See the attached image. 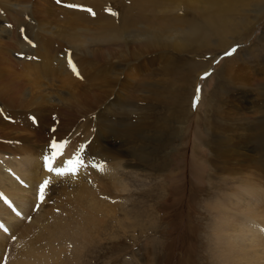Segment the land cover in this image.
<instances>
[{
	"label": "rangeland",
	"instance_id": "374dc122",
	"mask_svg": "<svg viewBox=\"0 0 264 264\" xmlns=\"http://www.w3.org/2000/svg\"><path fill=\"white\" fill-rule=\"evenodd\" d=\"M30 1L18 3L19 15L13 19L0 0V18L12 25L18 24L24 35L22 39L27 42L32 33H38L42 28L39 18L30 12L33 6V1ZM51 1L52 10H58L55 13L57 20H82L88 25L98 24L97 29L101 30L99 34L110 33L118 47L114 48V59L125 61L117 64V73L114 71L119 78L118 85L114 88H108L105 83H110L111 73L103 81L102 77L95 79V76L87 75L85 67L94 58L88 59L80 72L77 63V73L80 75L69 67L73 77L66 80L63 92L69 94L73 86L75 89L72 92H92L95 97H83V102L70 108L75 118L77 117V122L68 134H63L56 112L51 114V121L46 128H41L40 122L38 126H34L41 132V137L43 135V145L39 148L42 150L45 146L43 159L48 155L47 152L63 157L67 147L76 151V156L71 160L82 161L85 172L81 174V179L85 187L98 196L104 194L99 200L104 205L103 211L91 213L89 195L85 189L80 191L81 181L76 178H73L75 181L72 179L76 183L68 180L65 188L69 191H66L63 188L65 175L58 176L46 168L42 173H48L52 180L45 177L35 189L37 191L33 192L32 197L35 198L32 199L37 205L33 206L31 213L35 211L37 214V210L41 208L42 215V211L51 209L52 215L69 219L72 217L71 222L74 224H79L77 217L86 213L89 214L88 219H104L80 223L88 226L92 233V244L88 245L78 264H223L214 254L217 241L214 225L219 215L211 211L209 205H214L244 181L232 178L230 173L225 174L227 160L224 156L230 152L236 153L233 143L241 136L244 139L246 137L244 146L248 145L246 148L250 151L249 157L252 155L254 161L243 168L244 175L252 177L264 189V0H250L242 10L230 13L227 17L232 22L227 29L232 32H228L223 38L213 33L209 22L202 17L204 30L211 38L206 37L207 47H196V51L190 50V53H180L173 49L151 52L141 51L139 45L134 44L135 51L130 54L128 45L121 40L122 36L129 37L127 31L134 32L137 37L149 27L155 31L163 27H186L197 22L198 19L187 14L184 9L189 0ZM70 4L73 6H69ZM179 6L182 8L178 9ZM57 40L59 42L54 43L53 47L56 49L63 45L62 51L65 53L66 65L69 66L67 54L75 59V47L61 43L62 38ZM212 40L213 43L209 44ZM233 41L235 42L230 46L229 43ZM139 54L142 55L136 57ZM104 62L105 59L95 62L90 71L95 74L102 66L99 72L101 76ZM144 70L147 72H143ZM137 73L141 77L134 81L133 87L126 89V86H121L125 75ZM55 83L52 85L54 89L61 86L58 81ZM98 97L104 100L101 105L95 104ZM140 99L144 101L141 102ZM112 101L113 104L117 102L119 107L107 118L111 122L97 119L100 113H110L108 104ZM136 104L138 107L150 105L154 111L151 113L152 118L165 125L151 134L149 131L141 133L130 130L128 127L132 125V118L133 121L136 119V115L130 116V111L139 112L134 110ZM87 109L92 111L88 113L90 110ZM8 111L0 103V116L12 123V116H6ZM31 116L37 119L34 114ZM29 118L28 116L25 118L27 121L22 122L31 123ZM18 125L21 126L20 123ZM98 126L103 130L104 139L97 136ZM50 128L55 130L51 131ZM78 132L80 134L76 137ZM254 135L256 139L253 140ZM65 137H72L73 140L65 142L62 154H52L51 142L57 144L60 142L58 139ZM106 137L111 143H115L118 137L121 141L130 140L135 144L131 145L134 148L131 151L133 154L124 159L115 171L117 177L122 179L115 189L111 184L106 189L96 188L101 181L108 184L107 177L113 174V169L105 160L112 148L106 144ZM85 138L92 139L82 150L76 145L86 140ZM47 139H50L49 147L46 146ZM2 143L22 144L18 140L10 142L8 139H4ZM45 181L48 183L45 184ZM21 185H24L22 181ZM81 198L79 204L82 206H78L76 201ZM41 215L25 217L23 223L29 225ZM5 233H8V229ZM14 237L11 242H16L17 237ZM9 259L11 260V256L4 257L2 264H7Z\"/></svg>",
	"mask_w": 264,
	"mask_h": 264
},
{
	"label": "bare ground",
	"instance_id": "6f19581e",
	"mask_svg": "<svg viewBox=\"0 0 264 264\" xmlns=\"http://www.w3.org/2000/svg\"><path fill=\"white\" fill-rule=\"evenodd\" d=\"M1 1L4 9L13 19H16L19 15L18 3L25 2V0ZM31 1L33 6L30 8V12L35 13L39 18L42 28L38 33H32L29 42L23 40L24 35L18 24L12 25L7 21H2L0 18V103L9 109V117L12 116V123L7 122L4 117L0 116V264L4 263L3 258H8V256H11V260L9 259L10 261L7 264H78L82 261L81 257L92 241V233L89 231L88 226L80 223L86 220L93 222V219L98 220L99 218L94 217L91 220V218H87L89 214L83 213L82 217H77L80 223L74 224V222H71L73 220L72 217L69 219L68 217L61 218L57 215H52L51 209L45 212L42 211V215L41 208L37 210V214L35 211L31 213L33 206L37 205L36 201L34 202V199H32L35 198L32 197L34 196L33 192L37 191L35 189L42 184L45 177L49 178L48 173H42L48 168V160L46 158L51 160L53 169L67 168L68 162L73 156H76V151L67 147L63 157L53 156L47 152L48 156L43 159L42 154H44L45 146L44 149L39 150L43 145L41 143L43 135L41 137V132L35 129L33 123L22 121H27L25 118H28V113L34 114L37 118V124L40 122V127L44 129L47 127L48 122L51 121V114L56 112L59 122H61L63 134H68L69 130L77 122V117L75 118L70 108L73 105L75 106L76 103L83 102L84 98L88 99L94 96L91 94L92 92H72L73 86H71L72 89L69 90V94L63 92V86L67 84L66 80L70 76L73 77V73L70 71L69 66L66 65L65 53L62 51L63 45L57 46L56 49L53 47L54 43L59 42L58 38H62L61 43H66L69 45L68 47H75L74 57L78 63L79 72L84 69L88 59L92 60L94 58V61L89 62L85 67L87 75H93L95 79L102 77L101 81H103L111 73L110 83L105 82L108 88H114L118 85L119 78L114 74V71L117 73V64L125 60L114 59L113 54L116 51L114 48H118L115 44L116 42L112 39L110 33L106 35L99 34L101 30L97 29L98 24L88 25L83 23L82 20L71 19L61 22L55 17V13L58 10H52L51 0ZM249 2L250 0H189L184 9L187 10V14L190 13L195 16L198 19L197 22L191 23L186 27H163L155 31L150 30L148 26V30L141 32L137 37L134 32L128 33L127 31L126 34L129 37L126 36L125 38L122 36L121 40L128 45L129 54L135 51L134 44L139 45L138 47L141 51L153 52L161 49H173L180 53H190L191 51H196V47L208 46L206 37H209L201 22L202 17L211 25L210 30L223 38L228 32H232L227 29L232 19H228L227 16L230 13L242 10V7H245ZM180 8L182 6L178 7V9ZM222 29L226 30L222 31ZM113 34L119 37L117 32L113 31ZM234 42H230L229 45L232 46ZM212 43L213 40L209 44ZM141 55L139 54L136 57ZM21 57L24 59H18ZM103 59H105V66L102 68L101 76H99V72L102 66L99 67L100 70L98 72L96 71L97 73L93 74L90 71L93 67L92 64ZM14 60L17 61L14 62ZM19 66H22V68H19ZM143 72L147 71L144 70ZM137 75L138 73L125 75L121 86H126V89L133 87L134 81L136 79L139 80L141 77V75ZM55 81L61 84L59 88L57 86L56 89L52 87V85L56 84ZM49 84H51L50 87L45 86ZM51 100H53V103ZM56 101L58 103H55ZM103 102L104 100L101 97L95 100V104L101 105ZM243 102L245 103V101ZM116 103L113 104V101L109 103L110 113H108V110L107 114L100 113L97 119L111 122L107 118L116 112L119 107ZM134 110L139 112L130 111V116L136 115L135 121L132 118L133 123L131 122L132 125L128 127L130 130L134 129L133 131L141 133L149 131L151 134L158 127L165 125L164 123L160 124L156 119L154 120V117L152 118V112L154 111L150 105L138 107L136 104ZM242 129L245 131L244 128ZM97 136L99 139H104L105 137L103 130L99 126ZM2 139H8L10 142L11 140L13 142L18 140L22 144L2 143ZM119 139L117 137L115 143H111L108 142L109 139L106 137V144H109L112 148L109 150V156L107 155L105 160L113 170L111 168L107 169L111 170L113 174L108 175V184L101 181L99 187L96 188L106 189L111 184L112 188L115 189L117 183L122 181L120 177H117L115 171L119 165H122L121 163L124 159L133 154L134 148L131 145L135 144L130 140L124 142ZM245 139L241 136L239 140L233 143L237 154L230 152L224 156L227 160L225 162L227 163L225 174L230 173L232 178H239L244 181L228 192L225 197L218 199L215 204L213 203L214 205H209L211 211L219 215L214 225V235L217 240L214 254L221 259L223 264H264V189H261L260 183H256L252 177L244 175L245 169L243 168H247V163L253 164L254 162L252 155L249 157L250 154L248 153L250 151L246 148L248 145L244 146ZM252 139H256V135L252 136ZM81 162L79 161L80 164H82ZM243 162L245 163L242 164ZM100 167L99 165L98 168ZM84 172L85 170L82 166L76 171L78 173L77 177H75L76 173L66 174L65 180H63V188L68 186L65 185L68 180L76 178L77 181H81L82 187L80 191L85 189L89 195L88 203L91 213L103 211L102 207L104 205L102 202L99 203V200L104 194L98 196L93 190L91 191V189L85 187L81 179V174ZM49 179L52 180V178ZM21 181L24 185H21ZM74 181L73 183H76ZM65 190L69 191L66 188ZM77 195L76 199H78ZM110 199L113 200L112 198ZM81 201L82 198L77 200L76 204L78 206L81 205L79 204ZM30 215L41 216L34 219L29 225L23 223L24 218ZM102 220L104 219L102 218ZM102 220L99 219L98 221ZM7 229L8 233H5ZM12 237L16 238V242H11Z\"/></svg>",
	"mask_w": 264,
	"mask_h": 264
},
{
	"label": "snow or ice",
	"instance_id": "6c2138e0",
	"mask_svg": "<svg viewBox=\"0 0 264 264\" xmlns=\"http://www.w3.org/2000/svg\"><path fill=\"white\" fill-rule=\"evenodd\" d=\"M59 2V0H58ZM89 12H91V9H88ZM94 14V13H93ZM233 51H235V49H233ZM231 54V53H228ZM70 65H71V61H69ZM74 68V66H73ZM75 70V69H74ZM66 147V143H61V144H53L52 148L53 150L56 152L57 155L62 154V150ZM46 160H48V170L49 171H55L57 175H66V174H75L76 171L78 170L79 167H82L83 165L79 163V160L77 159L76 161H72L70 160L68 162V167L67 168H55L53 169L51 167V160L49 158H46ZM48 182L45 181V184H47Z\"/></svg>",
	"mask_w": 264,
	"mask_h": 264
}]
</instances>
